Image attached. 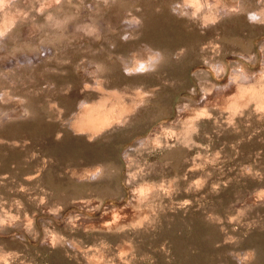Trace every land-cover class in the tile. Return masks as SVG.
Instances as JSON below:
<instances>
[{
    "label": "rangeland",
    "instance_id": "rangeland-1",
    "mask_svg": "<svg viewBox=\"0 0 264 264\" xmlns=\"http://www.w3.org/2000/svg\"><path fill=\"white\" fill-rule=\"evenodd\" d=\"M0 0V264H264V0Z\"/></svg>",
    "mask_w": 264,
    "mask_h": 264
},
{
    "label": "snow or ice",
    "instance_id": "snow-or-ice-1",
    "mask_svg": "<svg viewBox=\"0 0 264 264\" xmlns=\"http://www.w3.org/2000/svg\"><path fill=\"white\" fill-rule=\"evenodd\" d=\"M199 2H200V0H193V3H192V5L191 6H198L199 5Z\"/></svg>",
    "mask_w": 264,
    "mask_h": 264
}]
</instances>
